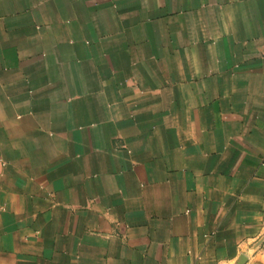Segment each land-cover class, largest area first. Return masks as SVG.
<instances>
[{
	"label": "crops",
	"instance_id": "obj_1",
	"mask_svg": "<svg viewBox=\"0 0 264 264\" xmlns=\"http://www.w3.org/2000/svg\"><path fill=\"white\" fill-rule=\"evenodd\" d=\"M264 264V0H0V264Z\"/></svg>",
	"mask_w": 264,
	"mask_h": 264
},
{
	"label": "water",
	"instance_id": "obj_2",
	"mask_svg": "<svg viewBox=\"0 0 264 264\" xmlns=\"http://www.w3.org/2000/svg\"><path fill=\"white\" fill-rule=\"evenodd\" d=\"M245 261V257L243 256L240 261L238 262V264H243V262Z\"/></svg>",
	"mask_w": 264,
	"mask_h": 264
}]
</instances>
